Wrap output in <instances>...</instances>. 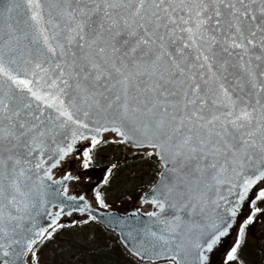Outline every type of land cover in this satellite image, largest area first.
I'll list each match as a JSON object with an SVG mask.
<instances>
[{
  "label": "water",
  "instance_id": "obj_1",
  "mask_svg": "<svg viewBox=\"0 0 264 264\" xmlns=\"http://www.w3.org/2000/svg\"><path fill=\"white\" fill-rule=\"evenodd\" d=\"M108 137L161 166L139 207L70 191ZM262 185L264 0H0V264L74 216L139 263L213 264Z\"/></svg>",
  "mask_w": 264,
  "mask_h": 264
},
{
  "label": "rangeland",
  "instance_id": "obj_2",
  "mask_svg": "<svg viewBox=\"0 0 264 264\" xmlns=\"http://www.w3.org/2000/svg\"><path fill=\"white\" fill-rule=\"evenodd\" d=\"M92 142H86L79 155L73 156L64 167V171L69 176H73L70 191L81 196L87 194L89 201L94 206H100L99 208L104 211H126L139 207L140 203L137 202L139 195L156 182L161 169L154 158V151L153 155L152 152H148L149 150L130 152L125 149L119 139H112V137H108L101 145H93ZM114 163L115 165L111 166ZM108 165L112 169L107 170L104 175L103 166ZM154 177L155 180L152 181L151 179ZM145 182H148L147 187H141L140 185ZM260 188V190L264 189V185ZM94 190L95 193L93 194ZM258 196L264 199V194ZM102 200H106V206L102 205ZM249 209L243 214L241 221ZM262 210L264 211V205ZM86 219H88L86 216H74L70 220L65 219L59 223L58 225L63 228L60 230V236L56 241L50 243L46 249L41 248L40 250L37 245V254L41 251L39 253L41 264H79L78 259L82 255L79 253L80 248L92 249L93 247L110 245L107 239H103V235L95 226L97 223ZM252 230L254 234L255 232L262 233L261 239H257L255 242L251 232H248L247 245L242 254L243 259H246L245 264H253V262H258V259L263 258L262 254L259 253L264 251V219L255 230ZM236 233L237 230L232 235L228 245L232 243ZM225 250L218 251L212 260L213 264H217L218 260L223 258ZM251 255L253 256L251 257ZM36 258L37 255H34V264ZM30 264H33L32 260H30Z\"/></svg>",
  "mask_w": 264,
  "mask_h": 264
},
{
  "label": "trees",
  "instance_id": "obj_3",
  "mask_svg": "<svg viewBox=\"0 0 264 264\" xmlns=\"http://www.w3.org/2000/svg\"><path fill=\"white\" fill-rule=\"evenodd\" d=\"M115 165V164H114ZM104 170H111L112 167L108 166H103ZM152 181L155 180V177L153 179H151ZM148 182H145L144 184L140 185L141 187H147ZM263 192H261L260 194L262 195ZM102 204L104 206L107 205V202L104 201V203L102 202ZM124 205V204H123ZM262 199L261 196L259 197V201L257 203V208L262 211V212H256V215L258 216V218H260L261 220H263L264 218V211L262 210ZM87 221H92L91 219H86ZM95 223V222H94ZM98 230L100 231L101 235H103V239H107L110 243V245H108L107 247H98V248H92V249H88V248H80L79 249V253H81L82 255H80L78 262L79 264H148V263H139L136 260H134L133 258H131L127 253L124 252V250L122 249V246L120 245V243L117 240V237L113 234L110 233L106 230H104L101 226L99 225H95ZM62 226H59L55 229H53L51 232H49L47 238L40 243V250L42 249H46L50 243H52L53 241H56V239L60 236L59 232L62 229ZM43 251V250H42ZM41 251H39L40 253ZM37 254V258L35 261V264H41L40 262V254ZM35 255V256H36ZM39 255V257H38ZM37 262V263H36ZM162 264H172V263H162Z\"/></svg>",
  "mask_w": 264,
  "mask_h": 264
},
{
  "label": "flooded vegetation",
  "instance_id": "obj_4",
  "mask_svg": "<svg viewBox=\"0 0 264 264\" xmlns=\"http://www.w3.org/2000/svg\"><path fill=\"white\" fill-rule=\"evenodd\" d=\"M115 164V163H114ZM112 164L111 166H113ZM99 187V186H98ZM97 187V188H98ZM96 188V189H97ZM95 193V190L93 191V194ZM259 201L258 194L256 195V198L252 202L249 211L247 212L245 218L243 219L239 230L236 233V236L234 237L233 242L229 245L227 252L224 253L223 258L219 259L217 264H245L244 261L246 259H243V252L245 250V246L247 245L248 240V232H251L253 235V240L256 242L257 239H261L260 235L262 233H256L254 234V231L252 229H256V227L259 226V223H261L262 220L258 218L256 215V212H262L257 208V203ZM262 205H264V199H262ZM251 227V230H250ZM260 251H263V249H260ZM263 258L260 260L258 259V262H253V264H264V251L262 253ZM247 255V253H246ZM253 255H251L252 257ZM226 257V258H225ZM259 257V256H258Z\"/></svg>",
  "mask_w": 264,
  "mask_h": 264
}]
</instances>
